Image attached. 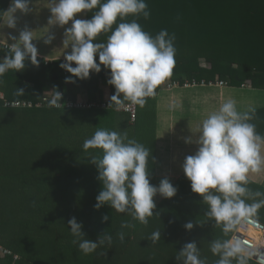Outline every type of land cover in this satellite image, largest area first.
I'll use <instances>...</instances> for the list:
<instances>
[{"label":"trees","instance_id":"16d2710c","mask_svg":"<svg viewBox=\"0 0 264 264\" xmlns=\"http://www.w3.org/2000/svg\"><path fill=\"white\" fill-rule=\"evenodd\" d=\"M9 1L0 0V11H5ZM145 2L150 17L145 20L142 16H129L127 20L135 19L153 37L162 29L175 34V66L167 80L180 87L185 83L208 85L218 81L228 87L264 90V0ZM97 10L98 7L88 12L87 19ZM108 35L101 33L94 42L106 43ZM6 54L9 50H1L0 59ZM37 59L38 67L26 60L23 71L9 70L0 77V95L4 99L37 102L43 94L57 90L73 101H101L100 85L109 88V98L115 92L106 82L110 70L103 66L101 75L90 73L86 80L65 83V77L71 74L59 67L64 61ZM202 62L206 65L202 66ZM19 88L24 89L21 96L16 94ZM160 88L161 85L156 93ZM77 89H81L83 97L74 94ZM123 117L128 123L125 114L113 110L49 106L7 109L0 100V246L20 257L16 263L11 257L0 259V264H182L175 256L193 240L201 258H207V264H215L219 257L211 253L210 242L228 237L212 221L199 225L206 220L207 205L191 191L184 174L173 183L176 195L162 197L146 225L132 221L128 214L115 212L108 204L94 209L102 183L91 159L101 150H84V141L103 128L127 133L130 139L148 147L146 139L137 138ZM250 123L264 136V109L257 110ZM151 165L150 157L148 171L153 185ZM247 187L264 192L251 183ZM105 215L109 220L102 222ZM72 217L82 223L85 239L95 242L105 231L111 235L112 243L105 242L84 255L78 243H73L75 237L68 228ZM253 218L264 223V207ZM125 221L135 227L122 228ZM189 221L194 227L186 231L184 224ZM155 231H160V240L153 243L150 237ZM121 232L123 242L118 236ZM252 237L255 238L254 233ZM249 264L256 263L250 260Z\"/></svg>","mask_w":264,"mask_h":264},{"label":"clouds","instance_id":"9594fccd","mask_svg":"<svg viewBox=\"0 0 264 264\" xmlns=\"http://www.w3.org/2000/svg\"><path fill=\"white\" fill-rule=\"evenodd\" d=\"M34 0H11L7 10L0 11V29L5 26L16 29L18 12L27 15L33 12L30 7ZM48 31L43 36L44 43L51 44L55 35L49 32L53 25L64 27L63 48H71L64 53V62L59 67L70 76L65 83L86 80L90 73H100L101 66L110 70L107 84L114 87L108 107L115 105L116 110L134 105L144 107L147 99L155 96L156 89L172 75L175 66V34L162 29L155 37L145 32L135 20L127 17H150L145 0H48ZM98 10L90 19L74 18L79 13ZM117 20L120 22L117 23ZM116 27L113 29V25ZM101 33H110L107 42H94ZM0 35H3L0 33ZM4 36V35H3ZM5 37V36H4ZM6 46L9 54L0 59V77L9 70L23 71L26 60L33 66H39L38 48L33 43V30L25 25L18 36L8 33ZM8 41H12L11 44ZM98 56V62L96 57ZM75 65V66H73ZM75 78V79H74ZM3 80H0V84ZM48 100L49 107H60L63 93L53 90ZM18 96L24 89H17ZM175 103L170 108L175 109ZM256 108L249 106L238 111L236 101L227 99L218 110L211 112L197 128L199 135L195 140L185 137L186 144L195 143L198 147L193 155L186 156L181 169L190 181L191 191L202 197L207 205L204 211L206 220L221 229L226 239L218 238L210 242V251L219 259L215 264H249L256 250L245 247L236 234L238 226L248 219L257 217L264 207V192L252 191L247 187L249 173L264 170V136L256 132V125L250 123L255 117ZM84 150L100 149L91 163L97 168V179L102 190L96 196L94 209L108 204L117 213L128 214L132 221L146 225L153 216L156 207L153 197L159 194L163 198H172L177 188L165 177L158 185L149 180V159L151 151L127 133H119L99 128L91 138L83 143ZM154 162L155 158L151 157ZM251 200V203L247 201ZM109 216L102 217V222ZM68 228L78 243V249L84 255L93 253L97 247L112 243L111 235L104 233L91 241L84 238L82 223L75 217L68 220ZM122 228H134L135 224L125 221ZM193 222L184 224L186 231L192 230ZM231 234V235H230ZM121 242L124 233L118 234ZM155 243L160 240V231L151 234ZM182 264H207V258H201L196 241L185 243L175 256Z\"/></svg>","mask_w":264,"mask_h":264},{"label":"crops","instance_id":"0c3cea01","mask_svg":"<svg viewBox=\"0 0 264 264\" xmlns=\"http://www.w3.org/2000/svg\"><path fill=\"white\" fill-rule=\"evenodd\" d=\"M11 0L5 10L8 9ZM33 12L21 15L19 12L16 29H9L6 26L0 29L5 37L8 33L18 36L19 30L25 25L33 30V43L38 48V57L44 61H64V53L70 52L71 48L64 49V27L51 26L49 32L55 35L51 44H45L44 35L48 31L47 20L50 15L48 0H34L30 5ZM74 18L87 19V13H79ZM0 35V44L6 45V38ZM9 44L12 41H8ZM102 70L97 75H101ZM103 99H108L110 90L107 86H101ZM80 92L81 89L74 90ZM227 99H234L238 111H245L249 106L255 107L256 111L264 109V90L252 89L248 86L228 87L217 85H188L174 87L171 89H160L153 98L147 99L144 107L137 106V119L131 125L125 117L124 120L134 130L137 138H145L148 148L151 150L153 185H158L160 180L167 177L173 184L184 173L181 165L186 156L193 155L197 150L195 143L186 144L185 137L191 136L193 140L199 135L197 128L201 125L211 112L218 110L220 105ZM175 103V109L170 105ZM261 154L264 155V147ZM249 183L264 190V170L260 173H249ZM157 205L162 197L157 194L153 197ZM261 212V211H260ZM255 219V218H253ZM257 220V219H255ZM258 221V220H257ZM260 222V221H259ZM262 223V222H261ZM264 224V223H262Z\"/></svg>","mask_w":264,"mask_h":264},{"label":"built area","instance_id":"2783aa9c","mask_svg":"<svg viewBox=\"0 0 264 264\" xmlns=\"http://www.w3.org/2000/svg\"><path fill=\"white\" fill-rule=\"evenodd\" d=\"M1 50H9L6 45L0 44V51ZM98 60V57H97ZM188 85H195V82L189 84L185 83L183 86ZM199 85H204L203 82H201ZM208 85H217V86H225L223 82H214L209 83ZM174 87H178V84L173 83L169 80L165 81L161 84V88L165 89H171ZM180 87V86H179ZM53 95L52 92H47L41 96V98L37 102H32L31 100H22V101H8L4 99L2 95H0V100L3 102V107L7 109H32V108H42L48 106V100ZM154 97V96H153ZM153 97H150L148 99H151ZM60 107H52L54 109H67V110H101V111H107V110H113L118 113H123L128 117L129 123L131 125H134L137 119V106L134 105H127L126 107L121 108L120 110H116L115 105L112 107H108L110 100L103 99V100H84L82 98H79L77 101H73L72 99L68 98V96H63ZM238 232L236 234L239 235L242 243L245 244V247H251L256 250V255L252 257V261H254L256 264H264V224L261 222L253 219L248 218L244 220L241 225L238 226ZM255 233L257 235V238H254L249 235V233ZM6 257H11L12 262L16 263L20 261V257L13 254L11 251L3 248L0 246V259H5Z\"/></svg>","mask_w":264,"mask_h":264},{"label":"rangeland","instance_id":"374dc122","mask_svg":"<svg viewBox=\"0 0 264 264\" xmlns=\"http://www.w3.org/2000/svg\"><path fill=\"white\" fill-rule=\"evenodd\" d=\"M206 64H204L203 62H202V66H205ZM74 94H76L77 96H79V97H81V94H80V92H78V93H76V92H74ZM132 126H130V128H131Z\"/></svg>","mask_w":264,"mask_h":264},{"label":"bare ground","instance_id":"6f19581e","mask_svg":"<svg viewBox=\"0 0 264 264\" xmlns=\"http://www.w3.org/2000/svg\"><path fill=\"white\" fill-rule=\"evenodd\" d=\"M252 234H253L252 232L249 233L250 236H252ZM254 234H255V233H254ZM255 238H257V235H256V234H255Z\"/></svg>","mask_w":264,"mask_h":264},{"label":"water","instance_id":"95a60500","mask_svg":"<svg viewBox=\"0 0 264 264\" xmlns=\"http://www.w3.org/2000/svg\"><path fill=\"white\" fill-rule=\"evenodd\" d=\"M238 235V234H237ZM239 236V235H238Z\"/></svg>","mask_w":264,"mask_h":264}]
</instances>
